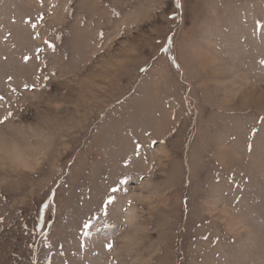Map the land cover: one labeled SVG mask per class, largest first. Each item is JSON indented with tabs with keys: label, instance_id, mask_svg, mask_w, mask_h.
Wrapping results in <instances>:
<instances>
[{
	"label": "rangeland",
	"instance_id": "1",
	"mask_svg": "<svg viewBox=\"0 0 264 264\" xmlns=\"http://www.w3.org/2000/svg\"><path fill=\"white\" fill-rule=\"evenodd\" d=\"M0 121V264H264V0H0Z\"/></svg>",
	"mask_w": 264,
	"mask_h": 264
},
{
	"label": "snow or ice",
	"instance_id": "2",
	"mask_svg": "<svg viewBox=\"0 0 264 264\" xmlns=\"http://www.w3.org/2000/svg\"><path fill=\"white\" fill-rule=\"evenodd\" d=\"M177 6L179 7V4H177ZM0 123H3V121H0ZM153 143H155V142H153ZM120 183L121 184H127L128 183V181L127 180H121L120 181ZM111 191L113 192V193H116L117 191H119V189H117V188H112L111 189ZM115 203V200H114V198L113 197H109L108 198V200H107V204L108 205H112V204H114ZM85 227L87 228V227H90V225H85ZM105 247L108 249V250H111L112 248H113V244L112 243H108V244H106L105 245Z\"/></svg>",
	"mask_w": 264,
	"mask_h": 264
}]
</instances>
